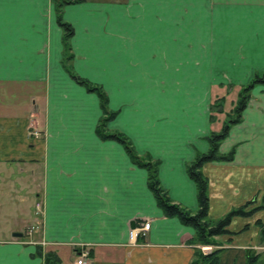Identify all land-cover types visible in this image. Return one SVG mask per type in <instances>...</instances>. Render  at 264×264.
I'll return each instance as SVG.
<instances>
[{
  "label": "crops",
  "instance_id": "obj_1",
  "mask_svg": "<svg viewBox=\"0 0 264 264\" xmlns=\"http://www.w3.org/2000/svg\"><path fill=\"white\" fill-rule=\"evenodd\" d=\"M57 16L56 0H0V264H77L84 251L87 264H192L195 230L167 218L149 172L98 135L101 101L72 74L103 89L116 113L109 132L158 162L170 198L196 212L188 166L210 149L212 97L264 73V0L67 5L70 61ZM253 92L220 148L236 147L233 162L203 168L213 221L264 193V87ZM255 217L220 237V264H247ZM146 221L147 238L133 243L131 229ZM256 257L264 264V248Z\"/></svg>",
  "mask_w": 264,
  "mask_h": 264
},
{
  "label": "trees",
  "instance_id": "obj_2",
  "mask_svg": "<svg viewBox=\"0 0 264 264\" xmlns=\"http://www.w3.org/2000/svg\"><path fill=\"white\" fill-rule=\"evenodd\" d=\"M85 0H56L57 5V22L64 32V46L66 53H68V61L72 59L71 55V44L70 41L74 36V28L71 24L67 23L62 16V9L64 6L72 4H80ZM73 78L78 84L88 89L89 92L95 93L100 101L102 110L104 112V118L102 119L97 133L106 141H116L122 144L132 162L139 167L145 168L149 172L148 186L154 194L158 206L163 210L164 215L167 218H177L180 222L188 227H192L195 230V238L193 243L196 245L209 246L213 245L214 239L217 237H234L238 233L230 231V226L235 218H251L258 212L264 210V204L255 206L257 203L256 199L246 202L244 205L234 208L224 218L219 221H213L209 218L210 213V197H209V179L203 174L202 170L206 164L214 162H232L235 157V150L229 154L224 155L219 151L221 143L226 140L229 136L230 129L232 126L241 122L243 112L248 106L250 101V94L257 87H264V73L258 74L254 79L245 87L242 88L241 93L238 96L237 106L233 109L234 119H229L222 130L218 133H212L209 137L210 151L207 154H200L194 162L188 166V174L190 178L196 183L198 190V205L199 208L196 212L186 209L185 207L175 203L169 196L168 192L162 187L159 179V163L158 162H144L142 158L136 153L133 144L123 134L118 132H109L108 123L114 119L116 113L109 109V101L106 93L100 86L94 85L90 81L78 77L72 74ZM221 100V99H220ZM216 102L213 105L220 109L224 97L221 101ZM219 111V110H218ZM256 226L260 228L261 238L264 241V222L258 220ZM249 226L244 227L242 232L248 231ZM225 250L220 249L214 251L211 254H203L200 251H196L197 259L192 264H220L221 256ZM257 257L254 256L248 259L247 264H255ZM46 264H57L53 258L49 257Z\"/></svg>",
  "mask_w": 264,
  "mask_h": 264
},
{
  "label": "rangeland",
  "instance_id": "obj_3",
  "mask_svg": "<svg viewBox=\"0 0 264 264\" xmlns=\"http://www.w3.org/2000/svg\"><path fill=\"white\" fill-rule=\"evenodd\" d=\"M256 75H258V74H256ZM249 83V82H248ZM248 83H247V85H248ZM223 86V85H222ZM246 85H244L243 86V84L242 85H240V84H236V85H230V88H225L224 87V89L223 88H218V92L216 91V93H214V96L212 97V103L210 104V112H211V116H210V123H211V132H210V134L207 136V138H206V140L208 141V143H209V137L211 136V134L212 133H218V132H220L221 130H222V128H223V126L225 125V123L229 120V119H234V115H233V109L237 106V103H238V96H239V93H241V90H242V88L243 87H245ZM223 91H224V94L222 95L221 93H223ZM224 97V100L225 101H223L222 100V98ZM250 101H249V103H248V106H247V108L245 109V111H247L248 110V108L250 107V104L252 103V100H253V97H254V92H251V94H250ZM222 100V102L221 103H223L222 105H220L221 107H220V109H218L216 106H214V108H213V105L216 103V102H218L219 100ZM220 100V101H221ZM219 110V111H218ZM244 111V112H245ZM244 112H243V114H242V117H241V122L239 123V124H236V125H234V126H232L231 127V129H230V132H231V130H232V128L233 127H236L237 125H240L242 122H243V115H244ZM113 120V119H112ZM112 120H110L109 121V123L112 121ZM34 133V132H33ZM33 133H32V135H33ZM35 133H39V132H35ZM40 134V133H39ZM229 136H230V133H229ZM228 136V137H229ZM39 137H40V135H39ZM38 137V138H39ZM227 140V139H226ZM226 140H224L222 143H221V145L226 141ZM131 142V141H130ZM132 143V142H131ZM209 145H210V143H209ZM221 145H220V148H221ZM134 147V146H133ZM211 148V147H210ZM220 148H219V151H220ZM233 150H235V154H236V147H234L231 151H233ZM209 151H210V149H209ZM208 151V152H209ZM230 151V152H231ZM207 152V153H208ZM230 152H228V153H226V154H224V153H222L221 151H220V153L221 154H224V155H227V154H229ZM207 153H204V154H207ZM199 156V155H198ZM142 158V160L144 161V162H155L152 158H150L149 156H145V157H141ZM233 162V161H232ZM220 163V162H219ZM221 163H231V162H221ZM210 164V163H209ZM136 165V164H135ZM207 165V164H206ZM137 166V165H136ZM139 167V166H138ZM140 168H142V167H140ZM143 169H145V168H143ZM202 172H203V170H202ZM159 173V172H158ZM203 174L205 175V173L203 172ZM206 176V175H205ZM207 177V176H206ZM208 178V177H207ZM209 179V178H208ZM209 185H210V181H209ZM262 204H264V193L263 194H261L259 197H258V199H257V203H256V205L255 206H260V205H262ZM37 207L39 208L40 207V204H38L37 205ZM234 208H237V207H232L231 208V210H233ZM227 209H225V211H226ZM230 210V211H231ZM224 211V212H225ZM230 211H228L227 213H226V215L230 212ZM226 215H224V216H222V217H220L219 219H217L216 221H219L220 219H222V218H224ZM257 217H261V220H263L264 221V210H262V211H260V212H258L257 213ZM257 217H255L254 219H256ZM252 218V217H251ZM235 219H237V218H235ZM241 219H250V218H241ZM40 229V227L39 226H36V228H35V230H39ZM25 238H26V234H25ZM257 239H256V242L254 243V244H256V245H254V248H253V250H251V251H249L248 252V255H247V263H248V259H251V258H253L254 256H256L260 251H261V249H263L264 248V241L262 240V238H261V232H259V234H258V236L256 237ZM220 241H222V240H220V237H217V238H215L214 239V243L215 244H213V245H209V246H201V247H199L198 248V250L197 251H200L201 253H203V254H211V253H213L214 251H218V250H220V249H224V246L221 244V242ZM224 250H226V249H224ZM197 259V257L195 256V259L194 260H196Z\"/></svg>",
  "mask_w": 264,
  "mask_h": 264
},
{
  "label": "built area",
  "instance_id": "obj_4",
  "mask_svg": "<svg viewBox=\"0 0 264 264\" xmlns=\"http://www.w3.org/2000/svg\"><path fill=\"white\" fill-rule=\"evenodd\" d=\"M33 136L38 138L39 133H33ZM151 230V222L146 221L144 223H141L138 226H135V228H132L130 231V240L134 243L138 241L140 238H147L148 233ZM89 257V253L87 251H84L82 254H80V259L78 260L77 264H87V259Z\"/></svg>",
  "mask_w": 264,
  "mask_h": 264
},
{
  "label": "water",
  "instance_id": "obj_5",
  "mask_svg": "<svg viewBox=\"0 0 264 264\" xmlns=\"http://www.w3.org/2000/svg\"><path fill=\"white\" fill-rule=\"evenodd\" d=\"M133 228H135V226H133ZM15 236L16 237H21L22 235L21 234H16Z\"/></svg>",
  "mask_w": 264,
  "mask_h": 264
}]
</instances>
